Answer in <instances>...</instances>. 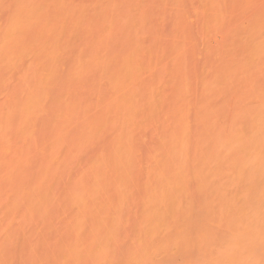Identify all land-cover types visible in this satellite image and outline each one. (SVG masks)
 Segmentation results:
<instances>
[{
  "label": "bare ground",
  "instance_id": "bare-ground-1",
  "mask_svg": "<svg viewBox=\"0 0 264 264\" xmlns=\"http://www.w3.org/2000/svg\"><path fill=\"white\" fill-rule=\"evenodd\" d=\"M182 1L0 0V264H264V0Z\"/></svg>",
  "mask_w": 264,
  "mask_h": 264
},
{
  "label": "rangeland",
  "instance_id": "rangeland-1",
  "mask_svg": "<svg viewBox=\"0 0 264 264\" xmlns=\"http://www.w3.org/2000/svg\"><path fill=\"white\" fill-rule=\"evenodd\" d=\"M187 1H190V0H187ZM183 2H184L183 5H185V3L187 4V2H185V0L182 1V3H183ZM214 3H215V2H214ZM183 5H180V7L183 6ZM189 5H190V2H188L187 6H189ZM184 7H186V5H185ZM184 7H183V8H184ZM181 8H182V7H181ZM181 8H180V10H181ZM183 8H182V10H181V11H182L181 13L183 14V16H186V14L183 13V10L185 11V9H187L188 7H186L185 9H183ZM180 10H179V11H180ZM188 10H189V9H187V11H188ZM185 12H186V11H185ZM188 12H189V11H188ZM190 12L192 13V15H194L193 17H195V13H194L193 11H190ZM186 13H187V12H186ZM179 14H180V13H179ZM188 15L190 16V14H188ZM183 16H181V17H182V20H181V21H182L183 24H184V22L187 23V21L192 17V16H191L188 20H186L187 18H183ZM179 17H180V16H179ZM186 17H187V16H186ZM193 17H192V18H193ZM192 18H191L190 20H192ZM183 19H185V20L183 21ZM190 20H189V21H190ZM194 20H196V18H194ZM192 21H193V20H192ZM194 22H196V21H194ZM194 22H193V23H194ZM186 23H185V24H186ZM189 23H190V22H189ZM183 24H182V25H183ZM185 24H184V25H185ZM191 24H192V23H191ZM191 24H190V25H191ZM197 24H198V23H197ZM184 25H183V26H184ZM186 25H187V24H186ZM190 25H189V26H190ZM194 25H195V24H193L192 26H190L191 28L187 25V26L189 27V29H191L190 31H192V30L194 31V29L196 28V27H194ZM187 26H185V30H184V31H187V30H186V27H187ZM196 26H197V25H196ZM198 26H199V25H198ZM192 27H193V28H192ZM199 27H200V26H199ZM187 29H188V28H187ZM197 29H199V31H200L199 33H202L200 28H196L195 31H196ZM190 31L188 30V33H190L191 36H192L193 38H195V37L197 38V37H199V36L201 35V34L199 35V34L197 33L198 30H197L196 33H195V32L193 33V31H192V32H190ZM217 31H218V30H217ZM215 32H216V31H215ZM185 33H186V32H185ZM192 33H193L195 36H193ZM213 33H214V32H213ZM213 33H212V34H213ZM197 34H198L199 36H198ZM212 34H211V35H212ZM218 34H219V32H218ZM221 34H222V33H221ZM221 34H220V35H221ZM211 35H210V37H211ZM213 36H214V35H213ZM221 36H222V35H221ZM213 38H214V37H212L211 40H213ZM215 38H217V39H215V41H216V40H219V35L217 36V33H216V35H215ZM220 38H222V37H220ZM198 39H200V38H198ZM198 39H197V40H198ZM222 40H223V38H222ZM200 41H201V40H198L197 42H199L200 45H202V44H201L202 42H200ZM215 41L213 40V42H215ZM219 41H220V40H219ZM223 41H224V40H223ZM213 42H212V43H213ZM199 43H198V45H199ZM216 43H217V42H216ZM216 43H215V45L218 47L219 43H218V45H217ZM213 44H214V43H213ZM221 44H222V43H221ZM221 44H220V45H221ZM216 46H215V47H216ZM222 46H223V45H222ZM219 48H222V47L220 46ZM263 86H264V85H263ZM260 89H263V87L260 88ZM248 90H249V89L247 88L246 91H248ZM261 91H262V90H261ZM249 93H252V92H250V90H249V92H248L247 94H249ZM260 93H261V92H260ZM262 93H263V91H262ZM262 93H261V94H262ZM252 95H253V93H252ZM254 95H255V94H254ZM258 95H259V94H258ZM258 95H257V99L259 100ZM262 95H264V94H262ZM262 95H261V96H262ZM248 96H249V95H248ZM250 96H251V95H250ZM250 96H249V97H250ZM261 96H260V97H261ZM251 97H252V96H251ZM254 98H255V97H253V100H254ZM245 99H246V98H245ZM248 99H249V98H247V100H248ZM255 100H256V98H255ZM258 100H257V101H258ZM261 100L264 101L263 97H261ZM257 101H255V102H257ZM248 102H250V100H248L247 102H246V100H245L243 103H241V106L243 105V106H244V109H246V111H247V109H248V113H249V115H250L251 112H250L249 109L251 108V107H250L251 105L248 106V104H249ZM251 102H252V100H251ZM251 102H250V103H251ZM247 103H248V104H247ZM252 103H253V102H252ZM257 103H259V101H258ZM253 104H254V103H253ZM261 104H262V103H261ZM254 105L256 106V103H255ZM243 106H242V108H243ZM257 106H258V105H257ZM260 106H261V105H260ZM263 106H264V105H263ZM261 108H262V106H261ZM246 114H247V113H246ZM250 116H251V115H250ZM248 118H250V117H248ZM262 127H263V126H262ZM261 137H262V136H261ZM262 138H263V137H262ZM261 140H262V139H261ZM262 143H264V140L262 141ZM263 147H264V144H263ZM248 174H249V173H248ZM245 176H246V175H245ZM245 182H246V181H244V183H245ZM241 183H242V182H241ZM242 185H244V184L242 183ZM242 185H241V186H242ZM258 189H259V188H258ZM249 207H256V206H255V204H250ZM247 210H249V209H247ZM250 210H251V209H250ZM255 210H256V208H255ZM245 212H246V210H245ZM254 212H256V211H254ZM258 213H259V211H258ZM244 214H245V213H244ZM253 214H255V215L257 216V212H256V213H252V216H253ZM246 215H247V213H246ZM248 215H249V214H248ZM249 216H251V215H249ZM256 216H255V218H256ZM244 217H245V216H244ZM258 217H259V216H258ZM258 217H257V218H258ZM249 218H250V217H249ZM249 218H248V219H249ZM250 219H253V218H250ZM243 220H247V218L245 217V219H243ZM255 220H256V219H255ZM253 221H254V220H253ZM253 221H252V223H251L250 221H249V222L253 225ZM249 222H247V223L249 224ZM243 223H244V222H243ZM247 223H246V224H247ZM255 223H257V222H255ZM249 225H250V224H249ZM255 225H256V224H255ZM255 225H253V226H255ZM245 228H246V227H245ZM248 228H249V227H248ZM246 229H247V228H246ZM253 229L256 230V228H253ZM257 229H258V228H257ZM244 230H245V229H244ZM249 230H250V229H249ZM263 230H264V228H263ZM246 231L248 232V230H246ZM247 232H246V233H247ZM253 232H254V231H253ZM255 232H256V231H255ZM260 232H261V229H260ZM242 233H243V232H242ZM250 233L252 234V231H251ZM248 234H249V233H248ZM255 234L258 235V234H260V233H259V232H258V233L256 232ZM261 234H262V233H261ZM243 235H244V234H243ZM246 236H247V235H246ZM249 236H250V235H249ZM241 237H242V236H241ZM254 237H255V236H254ZM256 237H257V236H256ZM259 237H261V236H259ZM248 238H249V237H248ZM248 238H247V239H248ZM252 239H253V238H252ZM255 239H256V238H255ZM257 239H258V238H257ZM259 239L262 240V238H259ZM253 240H254V239H253ZM248 241H249V242H253V241H250L249 239H248ZM242 242H243V241H242ZM257 242H258V241H257ZM245 243H246V242H245ZM254 243H255V242H254ZM258 243H259V242H258ZM251 245H252V244H251ZM253 245H254V244H253ZM261 245H262V244H261ZM246 246H247V250H245L246 247H245V249L243 248L245 252L248 251V249H249V244H248V242H247V245H246ZM254 246H255V247H256V246L260 247L259 244H258V245L256 244V245H254ZM254 246H253V247H254ZM250 248H251V246H250ZM251 249H252V248H251ZM256 249H257V248H256ZM249 250H250V249H249ZM258 250L260 251V248H258ZM252 251H253V250H252ZM255 251L257 252V250H255ZM233 253H234V252H233ZM242 253H243V251H242ZM258 253H260V252H257V254H255L254 252H252V255L254 256V258H256V256L258 255ZM246 254H247V253H246ZM246 254H245L244 257H246ZM249 254H250V253H249ZM234 255H235V254H234ZM234 255H233V256H234ZM235 256H236V258L239 257L238 255H235ZM242 256H243V255H242ZM248 256H249V255H248ZM258 256H259V255H258ZM244 257H243V259H244ZM236 258H233V259H232V262H233L234 259L236 260ZM241 258H242V257H241ZM246 258H247V257H246ZM237 259H238V258H237ZM243 259H242V260H243ZM252 259H253V258H252ZM235 260H234V262H235ZM255 260H256V259H255ZM255 260H254V261H255ZM236 262H237V261H236ZM242 263H243V261H242ZM236 264H238V263H236ZM244 264H245V263H244ZM251 264H252V262H251Z\"/></svg>",
  "mask_w": 264,
  "mask_h": 264
}]
</instances>
